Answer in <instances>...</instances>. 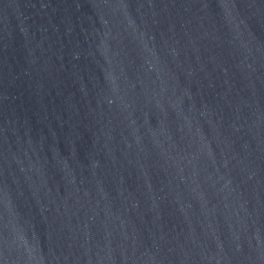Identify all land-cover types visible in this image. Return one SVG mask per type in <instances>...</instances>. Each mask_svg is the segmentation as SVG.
I'll return each instance as SVG.
<instances>
[{
	"label": "water",
	"instance_id": "1",
	"mask_svg": "<svg viewBox=\"0 0 264 264\" xmlns=\"http://www.w3.org/2000/svg\"><path fill=\"white\" fill-rule=\"evenodd\" d=\"M0 264H264V0H0Z\"/></svg>",
	"mask_w": 264,
	"mask_h": 264
}]
</instances>
